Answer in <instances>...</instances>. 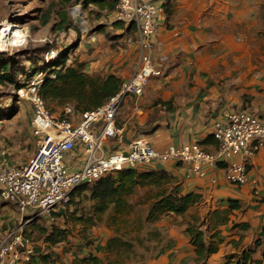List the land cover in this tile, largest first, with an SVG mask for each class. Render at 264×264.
<instances>
[{
	"label": "crops",
	"instance_id": "crops-1",
	"mask_svg": "<svg viewBox=\"0 0 264 264\" xmlns=\"http://www.w3.org/2000/svg\"><path fill=\"white\" fill-rule=\"evenodd\" d=\"M113 22L89 28L95 40L81 35L67 54L89 74L113 73L123 81L136 69L137 46L126 41L134 36L128 26ZM152 56L162 74L148 80L141 96L123 97L116 117L122 139L112 138L107 149H123L141 136L159 150L190 140L211 152L216 146L209 136L212 123L228 111L245 110L264 119V0H165ZM247 161L248 180L238 186L225 180L222 164L208 167L203 177L187 176L185 167L173 161L147 167L165 169L179 192L197 193L200 200L184 214L169 213L155 221L165 239L144 264H219L226 255L250 248L264 228V145ZM229 200L239 207L230 209ZM192 215L203 221L206 241L217 244L204 263L195 261L185 233ZM111 235L103 225L83 242L71 237L56 243L62 250L50 252L47 261L40 256L47 251L36 249L23 264H74L76 257L89 254L106 264L104 245ZM251 258H261L260 248Z\"/></svg>",
	"mask_w": 264,
	"mask_h": 264
},
{
	"label": "built area",
	"instance_id": "built-area-1",
	"mask_svg": "<svg viewBox=\"0 0 264 264\" xmlns=\"http://www.w3.org/2000/svg\"><path fill=\"white\" fill-rule=\"evenodd\" d=\"M164 3L165 0H117L112 11L114 21L134 27V37L126 41L137 46V66L122 81L118 92L100 106L76 112L71 104H66L61 114L47 107L40 89L46 79L55 78V72L42 66L59 56L61 49L57 47L49 45L38 66L20 76L23 84L14 93L30 104V133L37 147L25 164L0 167V199L15 206L23 223L36 218L51 219L74 188L123 168L139 169L173 161L185 167L187 176L203 177L208 167L222 164L228 183L238 186L248 180L247 160L264 145V119L245 110H230L223 120L212 123L216 146L211 152L198 141L190 140L159 150L141 136L129 140L123 149L106 148L112 138L122 139L123 129L117 126L116 117L123 97L141 96L148 80L162 74L152 53ZM85 32L91 41L95 40L93 34ZM72 62L68 56L65 63ZM77 150L86 156L84 162L67 165L66 154L76 156ZM238 156L242 158L237 159ZM21 226L6 231L1 238L0 264L27 263L36 253Z\"/></svg>",
	"mask_w": 264,
	"mask_h": 264
},
{
	"label": "rangeland",
	"instance_id": "rangeland-1",
	"mask_svg": "<svg viewBox=\"0 0 264 264\" xmlns=\"http://www.w3.org/2000/svg\"><path fill=\"white\" fill-rule=\"evenodd\" d=\"M79 13L82 21L75 17ZM108 13H110L108 10L100 9L87 0H0V27L8 23L25 37L21 44L15 46L7 45L1 39L0 58H12L18 64L31 69L34 65L33 61L42 58L43 51L50 47L49 45L63 52L67 50L66 48L77 44L81 35L88 36L85 30L91 34L89 28L96 30L98 27L106 26V22L114 20L112 11L111 14L108 15ZM63 14H66V22L63 21ZM127 26L126 30L134 35V27ZM49 40L52 41L51 44ZM46 104L55 114L62 113L63 106L49 102ZM0 110L7 112L0 117V167L14 164L21 166L26 163L37 147L36 139L30 133L32 113L30 104L18 98L10 85H0ZM85 157L82 151L77 150L76 156L66 154L65 161L67 165L82 164ZM146 168L140 167L137 170H146ZM149 199L146 188L137 187L134 193L127 196V203L123 210L116 212L111 206L103 215L102 221L94 225L75 222L69 217L75 204L79 211H87L89 202L86 199L70 205L63 203L57 208V211L62 213L60 216H53L46 220L36 218L25 223H23L24 220L20 221V214L14 205L4 203L0 206V240L6 231L22 224L23 233L31 239L35 249L41 252L43 249L53 254L62 250L61 245H51L54 249H50L51 246L44 244L42 238L38 239L37 231L30 229L32 222L45 224L47 227H50V224L66 226L68 239L80 237V242H83L81 238H92L94 230L104 225V228L112 232V235L117 234L122 241L130 244V251H125L129 254L127 264H144L149 257L154 256L160 248L161 241L165 239L164 231L158 228L155 222L145 220ZM77 200L78 198L75 197L76 202ZM112 214H114V221L109 219ZM152 230H157L159 235L153 236V233H150ZM102 232L105 231L102 229ZM81 246L84 245L81 244ZM104 251L108 260L115 258L114 251L109 252L105 248Z\"/></svg>",
	"mask_w": 264,
	"mask_h": 264
},
{
	"label": "trees",
	"instance_id": "trees-1",
	"mask_svg": "<svg viewBox=\"0 0 264 264\" xmlns=\"http://www.w3.org/2000/svg\"><path fill=\"white\" fill-rule=\"evenodd\" d=\"M87 1L94 3L100 9L105 8L108 11L113 10L117 2V0ZM63 21H67L66 14H63ZM113 25L120 27L122 22L114 21ZM66 49L63 52L61 51L59 56L50 64L42 66L43 69L55 72V78L46 79L41 86L40 94L45 102L56 103L61 106L71 104L76 112H82L100 106L108 97L118 92L122 80L117 75L109 73L105 77H101L87 73L82 63L72 62L71 64H66L68 48ZM40 60L41 58L34 60V65L31 68L38 66ZM28 70L30 68L18 64L12 58H0V85H10L13 89L21 86L23 83L20 76L27 73ZM6 113V110H0V117L6 115ZM209 136L203 141H206ZM137 187H145L148 197L151 199L145 216L147 222H155L169 213L184 214L200 200V195L197 193L179 192L177 186L172 184V175L163 168L146 170L123 168L114 173L106 174L91 184H82L74 188L70 192L66 203L70 205L86 199L89 202V207L87 211H79L77 204H75L69 217L75 222L86 225L100 223L103 215L111 206L116 212L123 210L127 203V196L134 193ZM75 197L78 198L77 202ZM229 202L230 209L239 207L233 200H229ZM4 203L7 202L0 199V206ZM60 215L62 213L59 210L53 212V216ZM109 217L110 220L114 221V214ZM41 219L46 220L45 218ZM202 225L203 221L192 215V220L185 227V233L194 247L195 261L198 263H204L217 247L215 241H206ZM242 226L246 227L247 224H242ZM30 229L36 230L39 235L38 239L42 238V241L48 247L68 239L66 226L50 224V227H47L45 224L32 222ZM150 233H153V236L159 235L157 230H152ZM29 240L31 241V239ZM130 247V244L122 241L117 234L108 237L104 248L109 252L114 251L115 258L110 260L106 258V264H127L126 261L129 260V254L125 253V251H130ZM255 248H260L261 250V258L259 260H252L251 258ZM40 256L46 261L50 259L49 252ZM74 264H103V260L89 254L76 257ZM219 264H264V228H262L250 248L226 255Z\"/></svg>",
	"mask_w": 264,
	"mask_h": 264
},
{
	"label": "bare ground",
	"instance_id": "bare-ground-1",
	"mask_svg": "<svg viewBox=\"0 0 264 264\" xmlns=\"http://www.w3.org/2000/svg\"><path fill=\"white\" fill-rule=\"evenodd\" d=\"M77 19L82 21L80 17V13L75 16ZM0 31V40H4L7 44H12V45H19V43L24 40V36L21 35L19 31H16L17 28H12L8 23H4ZM21 44V43H20Z\"/></svg>",
	"mask_w": 264,
	"mask_h": 264
}]
</instances>
